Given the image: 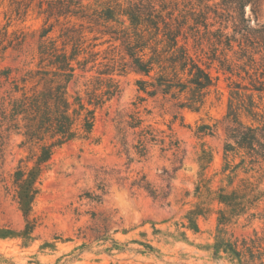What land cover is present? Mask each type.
Wrapping results in <instances>:
<instances>
[{
    "label": "trees",
    "instance_id": "obj_1",
    "mask_svg": "<svg viewBox=\"0 0 264 264\" xmlns=\"http://www.w3.org/2000/svg\"><path fill=\"white\" fill-rule=\"evenodd\" d=\"M9 1L6 22L0 21V52L11 51L22 66L0 67V152L5 137L21 126L25 139L39 146L33 165L19 164L11 174L24 227H2L0 238L31 237L37 226L33 205L55 150L92 134L98 109L120 94L114 74L139 75L138 91L146 95H139L140 101L162 96L177 110L197 113L224 75L229 99L223 164L220 171L209 173L214 153L203 143L196 158L194 192L186 191L182 197L183 205H191L184 217L191 229L199 231V218L216 214L214 253L224 252L239 264H264V188L260 180L249 175L264 165V24L252 26L246 16L247 5L257 15L262 0ZM34 8L44 23L36 49L28 51L26 34L12 26L14 20H25ZM56 27L58 33L52 35ZM104 44L108 45L105 50L98 49ZM94 68L92 87L87 85L84 93L79 90L71 95L69 84L77 77V70L84 76ZM116 115L119 142L129 154L131 131V147L138 161L147 158L150 144L164 142L137 111H118ZM214 126L201 125L198 136L213 135ZM163 174L173 178L167 170ZM218 174L222 178L214 185ZM129 188L171 205L167 201L170 190L157 188L145 174L132 179ZM191 194L197 198L194 203L186 201ZM242 218L246 225L259 220L263 227L254 228L250 235L236 236L229 227ZM91 238L107 244L109 252L128 250V244L115 239L108 228L96 230ZM139 243L144 247L134 249L138 253L157 252L153 245Z\"/></svg>",
    "mask_w": 264,
    "mask_h": 264
},
{
    "label": "rangeland",
    "instance_id": "obj_2",
    "mask_svg": "<svg viewBox=\"0 0 264 264\" xmlns=\"http://www.w3.org/2000/svg\"><path fill=\"white\" fill-rule=\"evenodd\" d=\"M10 9L9 0H0V21L6 22ZM246 16L251 19L252 26L264 24V0L257 15L253 14L251 5H247ZM43 23V16L35 8L25 20L13 21L12 28L26 34V50L36 49ZM57 33L58 27L52 35ZM107 47L104 44L98 49L105 50ZM6 66H22V63L20 58L14 60L11 51L0 52V67ZM81 73L77 70V77L69 84L71 95L79 90L84 93L87 85L90 88L93 85L91 78L96 75V68L85 72L84 76H79ZM212 73L216 74L215 70ZM114 78L119 82L120 94L98 109L92 134L69 141L55 150L49 169L41 178V193L33 205L32 217L37 226L31 237L0 238V264H11L10 261L16 264H109L112 261L239 264L224 252L214 253L216 214L200 217V230L195 231L184 217L191 205H183L182 200L186 191L194 192L198 180L196 158L203 143L214 153L209 173L220 171L223 164L225 115L229 99L225 76H220L217 90H212L199 113L188 109L177 110L162 96H147L140 101L138 96L146 95L138 91L136 80L139 75L135 72L114 74ZM118 111H137L144 123L151 124L164 142L150 144L147 158L138 161L131 147L134 136L128 131L130 152L126 153L116 130ZM201 125H215L214 134L198 136L197 130ZM23 130L22 126L13 128L5 137L0 152V228L20 230L25 223L15 198L11 174L19 164L33 165L39 145L27 141L22 135ZM128 156L133 158L132 162ZM176 167L179 168L175 171ZM164 170L169 171L173 178H166ZM140 174H145L157 188L170 190L167 201L171 205L154 200L144 191L130 189L129 182ZM249 175L260 180L264 188V165ZM221 178L222 175L218 174L214 185ZM186 201L194 203L197 198L191 194ZM261 211L264 213V202ZM246 222L242 218L229 229L234 235L241 236L250 235L254 228L261 230L263 227V222L259 220L249 225ZM106 228L115 239L126 242L128 250L109 252L105 250L107 244L91 238L96 230L104 231ZM141 241L153 245L157 252L138 253L134 249L144 247L139 243ZM82 244H85L84 247L78 248Z\"/></svg>",
    "mask_w": 264,
    "mask_h": 264
}]
</instances>
